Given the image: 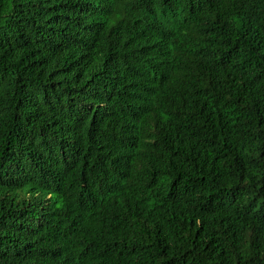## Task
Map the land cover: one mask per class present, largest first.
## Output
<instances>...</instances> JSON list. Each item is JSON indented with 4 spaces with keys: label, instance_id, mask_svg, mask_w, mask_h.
I'll list each match as a JSON object with an SVG mask.
<instances>
[{
    "label": "trees",
    "instance_id": "1",
    "mask_svg": "<svg viewBox=\"0 0 264 264\" xmlns=\"http://www.w3.org/2000/svg\"><path fill=\"white\" fill-rule=\"evenodd\" d=\"M0 264H264V0H0Z\"/></svg>",
    "mask_w": 264,
    "mask_h": 264
}]
</instances>
